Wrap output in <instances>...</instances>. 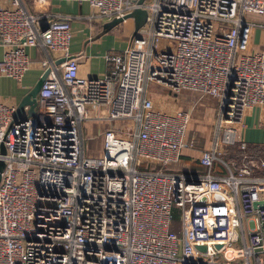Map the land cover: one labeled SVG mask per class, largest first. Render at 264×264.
Segmentation results:
<instances>
[{
    "label": "built area",
    "instance_id": "2783aa9c",
    "mask_svg": "<svg viewBox=\"0 0 264 264\" xmlns=\"http://www.w3.org/2000/svg\"><path fill=\"white\" fill-rule=\"evenodd\" d=\"M7 1L0 75L20 80L29 46L59 55L40 61L47 72L31 115L0 101V264H264V203L254 205L264 202L255 172L264 158H222L224 145L247 146L236 126L246 108L264 106V50L250 44L264 0H76L89 20L146 15L92 77L71 55L70 14L43 18ZM150 82L217 98L203 173L165 170L188 146L190 114L155 107ZM86 122L108 124L95 155L85 151Z\"/></svg>",
    "mask_w": 264,
    "mask_h": 264
},
{
    "label": "crops",
    "instance_id": "0c3cea01",
    "mask_svg": "<svg viewBox=\"0 0 264 264\" xmlns=\"http://www.w3.org/2000/svg\"><path fill=\"white\" fill-rule=\"evenodd\" d=\"M22 2H24V6L28 10L40 14L43 18L49 19L53 14L58 13L70 14L73 17L70 22L72 37L69 49L71 55L77 59L80 71L90 77L102 75L106 71L107 65L105 64L103 55L108 51L124 49L134 29L132 17H126L123 21L114 25H108L109 20L104 18L97 17L89 20L86 15H89L91 12L90 7L87 3H80L76 0H23ZM9 4L10 2L7 0H0V8L9 7ZM261 44L264 45V28L253 27L251 32V47L253 49L259 48L264 50ZM1 49L0 45V56ZM26 51L29 55V68L20 80L0 75V101L8 105L14 104L17 107L21 97L35 84L34 82L42 73L40 61L43 58L49 56L55 58L59 55L57 52L48 51L39 46H29ZM151 93L148 85L146 94L152 97ZM159 95L158 104L160 105L159 108L163 111L173 113L175 109H182L178 106V102L174 100V98H177V94L172 93L171 96L167 93H160ZM250 108H247L248 110L243 114V123L240 125L239 131L247 140L256 143L257 140L264 139V126L259 125V123L256 124V121L264 120V110L256 107ZM19 116H28L27 106H24ZM248 119L249 122L245 123V120ZM107 125V123L103 122H86L83 128L84 136L101 137L102 130ZM94 128L99 130V134L93 133ZM186 138L188 146L181 150L177 159L178 161L165 167V170L173 173L184 172L190 175L203 173L205 168L200 163L198 157L201 150L205 149V147L197 146L188 136ZM244 141L246 142V140ZM216 167L219 170L218 166Z\"/></svg>",
    "mask_w": 264,
    "mask_h": 264
},
{
    "label": "rangeland",
    "instance_id": "374dc122",
    "mask_svg": "<svg viewBox=\"0 0 264 264\" xmlns=\"http://www.w3.org/2000/svg\"><path fill=\"white\" fill-rule=\"evenodd\" d=\"M256 19H259L260 17L257 15L253 16ZM250 44H251V37H250ZM262 48L264 47L263 44H261ZM252 48V47H251ZM253 49V48H252ZM149 89L152 92L151 96L153 98L154 106L155 107H160L158 104V98H160V93L165 94L167 93L168 95H171L173 92L168 89L166 86L160 83H155V82H150L149 84ZM173 94H177V98H174L176 102H178V106L186 111H189L190 114V119L188 122V129H187V136L191 141H193L194 144L200 147H205L208 148L211 139L214 141L216 136H218L215 133V124H214V119L216 116V106H217V98L211 95H201L198 92H195L193 90H187V89H181L177 92H174ZM172 96V95H171ZM173 98V97H171ZM169 98V99H171ZM261 108L264 110L263 105H257L252 106V108ZM251 109V108H250ZM248 109L246 108L245 112ZM244 112V113H245ZM263 113V112H262ZM244 116V115H243ZM242 116V117H243ZM248 120H245V123H248ZM242 119L240 122L236 125L238 126L237 130V139L240 140V138L246 140L247 146L245 149L239 148L238 144L235 143V145H221L223 146V154L222 158L229 160V161H234L236 162L238 159H240V156L242 153H247L250 158L255 159V158H264V139L260 140L255 143L251 142V140H247L244 135H241L239 129L240 125H242ZM259 123V125L264 126V120L261 121H256V124ZM256 126V125H255ZM249 128V126H248ZM93 133L96 132V134H99V130H96V128L93 129ZM85 137V136H84ZM192 137V138H191ZM101 137H85L84 139V146H85V151L88 154L95 155L99 149H101ZM259 171L260 173H264V170H255V172ZM186 208V207H185ZM172 218H171V229L176 232L177 234L179 233V217L178 213L179 210L177 208H172ZM236 263H241L242 259L239 258L235 260Z\"/></svg>",
    "mask_w": 264,
    "mask_h": 264
},
{
    "label": "water",
    "instance_id": "95a60500",
    "mask_svg": "<svg viewBox=\"0 0 264 264\" xmlns=\"http://www.w3.org/2000/svg\"><path fill=\"white\" fill-rule=\"evenodd\" d=\"M142 0H139V2H141ZM145 11L143 9H134L133 11H131L130 13L126 14L125 17H132L134 20V29H137L138 27H140V25L144 22L145 20ZM122 19H113L110 20L107 24L108 25H114L117 24L118 22H121ZM64 57H59V59H57L55 61V63H59L61 60H63ZM47 72V69L44 70L40 76L38 77V79L34 82L35 84L28 90V92L26 94H24L21 97V100L19 101V103L17 104L14 116L15 117H20V113L22 112L24 106H27V115H31L34 111V107L36 104V99H35V95L37 93V91L39 90V88L42 85V81L45 77V74ZM0 152L4 153L5 152V148L3 146V144H0ZM3 167V161L0 158V171ZM263 200H259L257 203H254V205L259 204V205H263ZM217 247L219 246V244L216 245ZM197 248L204 250L205 246L201 245V244H197L196 245Z\"/></svg>",
    "mask_w": 264,
    "mask_h": 264
},
{
    "label": "trees",
    "instance_id": "16d2710c",
    "mask_svg": "<svg viewBox=\"0 0 264 264\" xmlns=\"http://www.w3.org/2000/svg\"><path fill=\"white\" fill-rule=\"evenodd\" d=\"M228 146H231V145H228ZM238 146H239V145H238ZM239 160H240V159H238L237 161H239ZM237 161H236V162H237ZM173 164H174V163H173ZM170 165H172V164H170ZM170 165H168V166H170ZM166 167H167V166H166Z\"/></svg>",
    "mask_w": 264,
    "mask_h": 264
}]
</instances>
